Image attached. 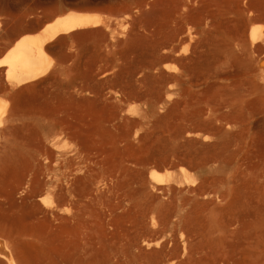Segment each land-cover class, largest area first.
I'll return each mask as SVG.
<instances>
[{
    "label": "bare ground",
    "instance_id": "obj_1",
    "mask_svg": "<svg viewBox=\"0 0 264 264\" xmlns=\"http://www.w3.org/2000/svg\"><path fill=\"white\" fill-rule=\"evenodd\" d=\"M249 5L264 15V0ZM96 26L105 29L92 46L99 72L66 71L49 92H21L49 72L56 42L74 47L76 32ZM201 32L196 39L190 23L155 20L148 33L122 38L110 14L65 9L0 43V190L23 227L35 221L31 235L46 228L42 216L58 222L32 264H264V37L251 30L252 43L262 42L255 55L221 25ZM139 100L170 104L187 141L182 202L133 185L119 163L110 176L100 156L118 122L146 116L131 107ZM169 166L150 169L153 188L171 190ZM0 264H19L1 226Z\"/></svg>",
    "mask_w": 264,
    "mask_h": 264
},
{
    "label": "rangeland",
    "instance_id": "obj_2",
    "mask_svg": "<svg viewBox=\"0 0 264 264\" xmlns=\"http://www.w3.org/2000/svg\"><path fill=\"white\" fill-rule=\"evenodd\" d=\"M65 9H88L110 14L112 28L122 38L148 33L155 20L168 26L190 23L194 26V33H197L196 39L202 36L201 29L221 25L228 28L231 34L254 44L255 55L263 52L262 42L258 39L252 43L250 33L252 29L257 28L258 35L264 37V15L253 13L250 10L249 0H0V43L21 28L39 29L51 16ZM104 30L103 26H96L76 32L74 47L72 42H56L51 51L52 61L49 72L31 86L21 88V92L24 94L35 91L49 92L57 87L56 81L60 80L62 73L66 71L99 72L98 65L92 63L94 59L92 46L102 40ZM79 40L86 42L89 52L79 46ZM2 54L0 52V57ZM63 58L68 60L63 63ZM166 64L173 65L174 62L168 61ZM109 74L98 77L106 79ZM74 79V74H70L68 81L73 82ZM68 89L72 88L68 87ZM131 107L145 109L146 116L137 126L131 120L117 123L116 142H107L100 153L107 171L110 176L116 175L115 165L119 163L128 169L129 179L133 185L147 187L161 194L166 201L173 198L178 200L176 202H182L188 184L180 171V166L186 159L187 141L184 135L177 132L170 112V104L152 107L150 103L139 100ZM116 148L125 149L124 155H117ZM161 162L170 164L167 170L171 171L174 177V181L170 183L171 190H168L164 184L152 187L155 181L149 171L155 164ZM165 170L159 168V171ZM175 181H180L181 184ZM24 195L16 192L14 201L20 203ZM13 215L10 197L5 191L0 190L1 229L11 236L19 264H32L35 260L34 251L41 245L44 232L55 229L58 222L42 216L41 220L45 222L46 228L37 230L40 235H31V232L37 228L35 221L27 220L23 223V227ZM176 218V216L172 218L174 223ZM180 235L179 233V238ZM189 238L190 235L186 232L181 241L188 244ZM57 257L59 258L60 255L58 254Z\"/></svg>",
    "mask_w": 264,
    "mask_h": 264
}]
</instances>
